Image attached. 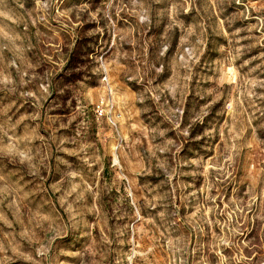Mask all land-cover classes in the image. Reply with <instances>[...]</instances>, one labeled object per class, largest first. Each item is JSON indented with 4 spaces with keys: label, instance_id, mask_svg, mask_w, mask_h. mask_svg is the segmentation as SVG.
<instances>
[{
    "label": "rangeland",
    "instance_id": "rangeland-1",
    "mask_svg": "<svg viewBox=\"0 0 264 264\" xmlns=\"http://www.w3.org/2000/svg\"><path fill=\"white\" fill-rule=\"evenodd\" d=\"M0 264H264V0H0Z\"/></svg>",
    "mask_w": 264,
    "mask_h": 264
},
{
    "label": "built area",
    "instance_id": "built-area-1",
    "mask_svg": "<svg viewBox=\"0 0 264 264\" xmlns=\"http://www.w3.org/2000/svg\"><path fill=\"white\" fill-rule=\"evenodd\" d=\"M96 112H98L100 115H102V106L101 105H96Z\"/></svg>",
    "mask_w": 264,
    "mask_h": 264
}]
</instances>
